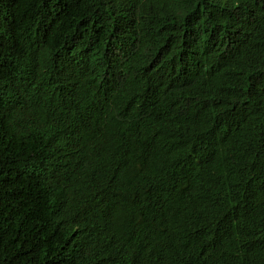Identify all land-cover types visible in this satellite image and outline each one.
<instances>
[{
  "label": "trees",
  "instance_id": "1",
  "mask_svg": "<svg viewBox=\"0 0 264 264\" xmlns=\"http://www.w3.org/2000/svg\"><path fill=\"white\" fill-rule=\"evenodd\" d=\"M0 264H264V0H0Z\"/></svg>",
  "mask_w": 264,
  "mask_h": 264
}]
</instances>
